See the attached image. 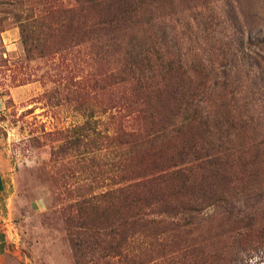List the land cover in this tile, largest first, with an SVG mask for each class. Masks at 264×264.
Segmentation results:
<instances>
[{"label": "rangeland", "instance_id": "obj_1", "mask_svg": "<svg viewBox=\"0 0 264 264\" xmlns=\"http://www.w3.org/2000/svg\"><path fill=\"white\" fill-rule=\"evenodd\" d=\"M75 5L76 0H0V97L4 103L0 175L6 183L0 213V264H131L137 260V237L113 254L109 246L118 242L117 235L107 229L96 233L83 229L98 227L100 222L82 228V220L71 226L64 223L66 215L74 213L78 195L91 183V165L94 171L101 168L106 173V163L112 162L118 176L120 155L117 140H107L116 134L119 119L118 115L109 118L110 111L118 113V107L109 110L100 91L102 77L108 74L103 54L95 58L97 44L76 29L78 15L70 29H58L63 18L47 16L48 6L55 10ZM12 28L18 30L17 45L7 52L1 34ZM138 29L145 42L154 43L158 55L167 51L181 62L200 60L203 78L217 85L214 109L225 115L223 104H228L232 117L246 118L253 139L264 142V98L257 95L264 88V70L259 74L264 67V0H157ZM252 52L257 55L254 64ZM93 81H97L95 87L90 85ZM88 86L94 90V99L87 96ZM91 110L94 117L88 121L97 122L99 135L91 134V129L87 132V144L93 138L97 142L91 143L94 149L83 145L81 155V149L66 145L65 134L86 122ZM241 133L240 129L236 141ZM262 195L264 201V190ZM213 212L211 208L200 218ZM79 233H86V239L79 238ZM204 236L215 255L224 249L227 264H264L261 253H244L236 259L230 246L223 248L228 244L221 241L217 229Z\"/></svg>", "mask_w": 264, "mask_h": 264}, {"label": "trees", "instance_id": "obj_2", "mask_svg": "<svg viewBox=\"0 0 264 264\" xmlns=\"http://www.w3.org/2000/svg\"><path fill=\"white\" fill-rule=\"evenodd\" d=\"M154 2L76 0L70 8L48 6L47 16L63 18L58 29L72 28L78 15L76 29L97 44L94 57L103 54L108 70L100 91L109 110L117 104L118 113L110 111L109 118L119 119L116 134L107 138L110 143L117 140L120 149L118 176L112 162L106 163V173L91 165V183L64 223L82 220V228L100 222L83 229L117 235L118 242L109 246L113 254L137 237L139 253L131 264H227L224 249L215 255L204 236L215 229L228 244L223 248L230 246L236 259L244 253L264 254V142L253 139L246 118L232 117L228 104H223L225 115L214 109L217 85L203 78L200 60L181 62L167 51L158 55L154 43L143 40L138 27ZM256 58L253 53V64ZM89 87L91 100L94 90ZM257 95L264 98V88ZM93 117L91 110L86 122L65 134L66 145L81 149V155L83 145L94 149L91 143L97 142L92 137L87 144L90 129L99 135L97 122L88 121ZM240 129L245 139L236 141ZM211 208V216L200 218ZM83 234L79 238L86 239Z\"/></svg>", "mask_w": 264, "mask_h": 264}, {"label": "crops", "instance_id": "obj_3", "mask_svg": "<svg viewBox=\"0 0 264 264\" xmlns=\"http://www.w3.org/2000/svg\"><path fill=\"white\" fill-rule=\"evenodd\" d=\"M18 37V30L17 28H12L10 30H5L1 34V41L4 44L5 50L7 52H10L16 45V39ZM4 106V103L2 101V98L0 97V108ZM6 183L4 181V175H0V196L3 198V193L5 191ZM5 198L3 200H0V213L2 211L3 205H4Z\"/></svg>", "mask_w": 264, "mask_h": 264}]
</instances>
